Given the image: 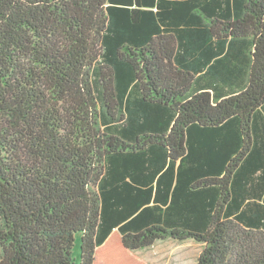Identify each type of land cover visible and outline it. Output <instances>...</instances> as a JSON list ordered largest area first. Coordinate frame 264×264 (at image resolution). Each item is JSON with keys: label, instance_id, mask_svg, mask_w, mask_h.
<instances>
[{"label": "trees", "instance_id": "16d2710c", "mask_svg": "<svg viewBox=\"0 0 264 264\" xmlns=\"http://www.w3.org/2000/svg\"><path fill=\"white\" fill-rule=\"evenodd\" d=\"M264 264V0H0V264Z\"/></svg>", "mask_w": 264, "mask_h": 264}, {"label": "rangeland", "instance_id": "374dc122", "mask_svg": "<svg viewBox=\"0 0 264 264\" xmlns=\"http://www.w3.org/2000/svg\"><path fill=\"white\" fill-rule=\"evenodd\" d=\"M81 234L75 238L72 256L73 264L81 261ZM203 245L194 240L176 241L160 240L145 250L135 252V256L145 264H196Z\"/></svg>", "mask_w": 264, "mask_h": 264}, {"label": "crops", "instance_id": "0c3cea01", "mask_svg": "<svg viewBox=\"0 0 264 264\" xmlns=\"http://www.w3.org/2000/svg\"><path fill=\"white\" fill-rule=\"evenodd\" d=\"M143 250H145V249H143ZM139 251H142V250H138V251H131L130 253H131V255L134 257V258H136L137 260H139V261H141V262H143L141 259H138L136 256H135V252H139ZM144 263V262H143ZM196 263H197V261H196ZM145 264V263H144Z\"/></svg>", "mask_w": 264, "mask_h": 264}]
</instances>
